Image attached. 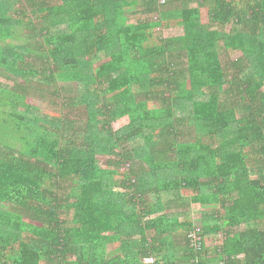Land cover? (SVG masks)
Instances as JSON below:
<instances>
[{
  "label": "trees",
  "instance_id": "16d2710c",
  "mask_svg": "<svg viewBox=\"0 0 264 264\" xmlns=\"http://www.w3.org/2000/svg\"><path fill=\"white\" fill-rule=\"evenodd\" d=\"M195 1L0 0V264H264V0Z\"/></svg>",
  "mask_w": 264,
  "mask_h": 264
},
{
  "label": "rangeland",
  "instance_id": "374dc122",
  "mask_svg": "<svg viewBox=\"0 0 264 264\" xmlns=\"http://www.w3.org/2000/svg\"><path fill=\"white\" fill-rule=\"evenodd\" d=\"M53 1L57 2V3L59 2V0H53ZM196 3H197V1L193 0V4L192 5H195ZM131 10H133V8H130L128 10L129 14H130V12H132ZM130 16H131V20L130 21H135V18L137 17V15L130 14ZM154 30L155 31H160L161 35L158 32L157 36H160V37H163V38H170V37L176 38V37H180L181 35H183V29L181 27H171L169 29L163 28L161 30V27L159 25H155ZM240 55H241L240 52H235V51H231L230 50V51H227V55H223L222 56V60L226 61L228 58L229 59H236V58L240 57ZM0 81L8 83V84H12L14 82V77L12 75L6 73L2 69H0ZM71 88H73V87L71 86ZM28 102L32 103L33 105H38L40 107H47L46 105H44V104H47V101L46 100H39L37 95L34 96L32 94L31 96H29ZM151 105H152V107H156L157 103L152 102ZM127 122H128V119L126 117H123V118L113 122L112 123V128L114 130L118 129L121 126L125 125ZM14 146L15 147H20V143L17 142ZM97 159L99 161V164L104 165V163H106L108 161V159H110V157L109 156H98ZM145 166H149V165L146 164ZM112 168H113V166H112ZM123 168H124V166H122V165H119V167H118V169H123ZM218 205H219V202L217 200V201H213V203L210 205V207L213 208V207L218 206ZM190 206H191V211H192V214L190 216H191V218H193L194 226L196 228H198L200 226V224H201L199 222V220L197 219L200 208H199V206H196V205H190ZM112 246L115 247V249L118 247L117 244L112 245Z\"/></svg>",
  "mask_w": 264,
  "mask_h": 264
},
{
  "label": "crops",
  "instance_id": "0c3cea01",
  "mask_svg": "<svg viewBox=\"0 0 264 264\" xmlns=\"http://www.w3.org/2000/svg\"><path fill=\"white\" fill-rule=\"evenodd\" d=\"M186 202V201H185ZM190 205H196V206H199V213H198V220L200 223H202V216L206 213H212V212H215V211H220L221 210V207L218 206H215L213 208L210 207L209 203L207 204H201V203H197V202H189L187 201L186 204H184L183 202H179V203H173V205L170 207L172 211L176 210V211H184V212H188L190 215L192 214V211H191V206ZM184 219L183 216H181L179 218V222H181L182 220ZM192 222L194 223L193 221V218H191ZM211 237V239H210ZM221 239L222 237H220V234L219 233H212L209 235V240L206 241V245L205 247L207 249H209V251L212 249L213 246L215 245H219L221 243ZM117 244V246L119 245V241H112L110 242V244L108 245V250L111 252L112 255H114L113 253L116 251L115 247H113L112 245H115ZM142 262H143V259H142ZM144 263V262H143Z\"/></svg>",
  "mask_w": 264,
  "mask_h": 264
},
{
  "label": "built area",
  "instance_id": "2783aa9c",
  "mask_svg": "<svg viewBox=\"0 0 264 264\" xmlns=\"http://www.w3.org/2000/svg\"><path fill=\"white\" fill-rule=\"evenodd\" d=\"M198 230V229H197ZM196 232L193 231V232H190L189 233V239H190V243L192 246L196 247V246H199L200 245V242H199V237H197L196 235ZM143 262L145 264H156V260L153 256H148L146 258L143 259Z\"/></svg>",
  "mask_w": 264,
  "mask_h": 264
},
{
  "label": "clouds",
  "instance_id": "9594fccd",
  "mask_svg": "<svg viewBox=\"0 0 264 264\" xmlns=\"http://www.w3.org/2000/svg\"><path fill=\"white\" fill-rule=\"evenodd\" d=\"M124 169H126V167L124 166V168L123 169H121V170H124Z\"/></svg>",
  "mask_w": 264,
  "mask_h": 264
}]
</instances>
